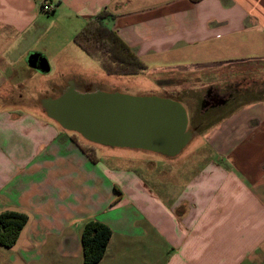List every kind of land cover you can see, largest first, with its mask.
<instances>
[{"label":"crops","instance_id":"1","mask_svg":"<svg viewBox=\"0 0 264 264\" xmlns=\"http://www.w3.org/2000/svg\"><path fill=\"white\" fill-rule=\"evenodd\" d=\"M103 9L115 15L105 25L150 71L165 69V98L185 105L169 94L172 71H207L206 89L222 92L241 80L242 104L194 126L177 154L164 155L165 172L133 150L104 149L92 163L42 110L47 96L24 105L69 82L128 86L72 47ZM35 45L55 62L46 78L26 62ZM4 211L28 218L15 244L0 246V264H83L80 233L90 220L111 231L96 264H264V0H0Z\"/></svg>","mask_w":264,"mask_h":264},{"label":"water","instance_id":"2","mask_svg":"<svg viewBox=\"0 0 264 264\" xmlns=\"http://www.w3.org/2000/svg\"><path fill=\"white\" fill-rule=\"evenodd\" d=\"M26 62L40 73L50 70L39 53L29 54ZM56 89L57 96L40 100L42 110L61 128L87 142L173 156L193 135V130L187 129L184 107L170 98L131 96L98 88L79 90L73 82Z\"/></svg>","mask_w":264,"mask_h":264},{"label":"trees","instance_id":"3","mask_svg":"<svg viewBox=\"0 0 264 264\" xmlns=\"http://www.w3.org/2000/svg\"><path fill=\"white\" fill-rule=\"evenodd\" d=\"M114 16L105 9L99 11L88 19L73 36L72 41L88 57L96 61L107 76L143 74L148 71L147 64L133 53L115 31L105 25V20ZM240 82L241 80H237L225 87L226 92L223 94L227 100L234 94L232 89L240 86ZM78 136L71 132L70 139L92 163L97 162L99 157L95 148L90 145L92 143L82 144L77 140ZM27 218L26 214L14 211L0 213L1 247L10 248L15 244ZM110 236V229L101 222L90 220L83 225L80 233L83 264H96L102 259Z\"/></svg>","mask_w":264,"mask_h":264},{"label":"rangeland","instance_id":"4","mask_svg":"<svg viewBox=\"0 0 264 264\" xmlns=\"http://www.w3.org/2000/svg\"><path fill=\"white\" fill-rule=\"evenodd\" d=\"M62 42H66V39L62 37ZM71 47V46H70ZM75 49L76 53H80L79 55H82L84 59H86L89 63V65L92 68H95L100 74H104L102 70L99 69V66L96 61L91 59L90 57H87L83 52H81L76 46H72ZM73 48V49H74ZM44 53H43V50ZM30 52H37L40 53L43 56H47L46 59L49 63V66L51 68V71H49L46 74H38L35 70L32 71L33 75H36L38 77L46 78L49 75H52L54 73V64L55 62L53 59L52 55L49 52V47H41V45H35L32 49H30ZM79 51V52H77ZM42 52V53H41ZM25 69L28 70V66L26 64H23ZM22 64L19 65L21 67ZM192 71H172L170 72L169 76L174 77L173 79L171 78L169 82H167L169 85L175 84L170 86V91L169 94L172 96L178 97L180 100L182 99L185 101L184 107L185 111L187 112V129H192L194 126L196 127V131H199L206 126L210 125L212 122L216 121L221 115L225 114L226 112L230 111L231 109L237 107L238 105L242 104V102L237 101V99L242 98V96L237 95L238 93H242V88L241 86H238L237 88L232 89L234 95L233 97H229L227 100V103L225 105L220 106L219 108L216 109H210V107H202V102L205 99V91L207 85L205 86L204 84H207V77L206 73L207 71H199V70H194L191 69ZM105 75V74H104ZM107 78H112L115 80H119L123 84H126L128 86H121L119 87H110L108 85H101L100 84V89L106 92H119L122 94H127L131 96H157V97H165V69L163 71L159 70H154L144 72L143 74L139 75H129V76H107ZM23 78H20V80ZM204 85V86H203ZM29 86V84L26 85V88ZM32 84H30V89H31ZM94 86V85H93ZM50 88V87H48ZM217 90V89H216ZM219 91V90H217ZM239 91V92H238ZM220 93H223L222 91H219ZM25 93V91L23 92ZM58 92H43L39 95L32 96L30 100H27L24 102V105L27 108L34 107L39 104L38 98L43 97V96H56ZM182 101V102H183ZM69 135H71V132H67ZM77 140L82 143V144H90L86 140H84L82 137H77ZM95 148L96 154L98 157H101V152H104V149H115L117 151H123L125 150L126 152H131L132 150L134 153H137L136 155L147 157V158H152L153 160L157 161L158 163H155L157 166L156 172L159 173L160 171L165 172V156L163 154H158L156 152H151V151H145V150H134V149H128V148H112V147H107V146H102L98 144H90ZM123 151V152H125ZM186 152V151H185ZM184 153V151H183ZM178 156V155H177ZM176 156V157H177ZM146 158V159H147ZM192 158V157H191ZM167 168V167H166ZM173 169L175 172L177 171L180 173V167L178 166H173ZM179 170V171H178ZM147 170L145 167L140 168V172L142 174L147 173ZM176 173V174H178Z\"/></svg>","mask_w":264,"mask_h":264},{"label":"flooded vegetation","instance_id":"5","mask_svg":"<svg viewBox=\"0 0 264 264\" xmlns=\"http://www.w3.org/2000/svg\"><path fill=\"white\" fill-rule=\"evenodd\" d=\"M78 88L80 90H87V89L93 90V89H97V88L100 89L98 87V85L93 86V87H91L90 85H88V86L84 85V86L78 87ZM50 92H59V91L57 89L51 87ZM221 101H224V102L221 103ZM226 101H227V97L225 96V94L220 93L219 91L214 90L213 88H208L205 91V99L202 102V107H210V109H216L222 105H225L227 103Z\"/></svg>","mask_w":264,"mask_h":264},{"label":"built area","instance_id":"6","mask_svg":"<svg viewBox=\"0 0 264 264\" xmlns=\"http://www.w3.org/2000/svg\"><path fill=\"white\" fill-rule=\"evenodd\" d=\"M54 6L49 3V1L44 2V4L41 6V10L45 13H49L53 10Z\"/></svg>","mask_w":264,"mask_h":264}]
</instances>
